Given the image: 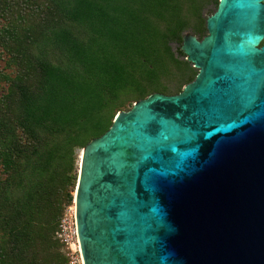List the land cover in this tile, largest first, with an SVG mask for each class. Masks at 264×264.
Wrapping results in <instances>:
<instances>
[{"label": "water", "instance_id": "1", "mask_svg": "<svg viewBox=\"0 0 264 264\" xmlns=\"http://www.w3.org/2000/svg\"><path fill=\"white\" fill-rule=\"evenodd\" d=\"M207 30L182 45L194 82L137 101L84 148V264L86 239L94 264H264V0H220Z\"/></svg>", "mask_w": 264, "mask_h": 264}, {"label": "trees", "instance_id": "2", "mask_svg": "<svg viewBox=\"0 0 264 264\" xmlns=\"http://www.w3.org/2000/svg\"><path fill=\"white\" fill-rule=\"evenodd\" d=\"M219 1L0 0V264H66L76 150L127 103L194 79L171 44L183 55L187 32L204 37Z\"/></svg>", "mask_w": 264, "mask_h": 264}, {"label": "rangeland", "instance_id": "3", "mask_svg": "<svg viewBox=\"0 0 264 264\" xmlns=\"http://www.w3.org/2000/svg\"><path fill=\"white\" fill-rule=\"evenodd\" d=\"M218 6H211L210 7V13L208 14L207 17H211L212 15H214L216 13L217 9H218ZM187 35L194 36L195 39L197 38L198 40L201 41L202 39H204L208 35V32L205 34L204 37H199L198 35H193L191 32H187L185 37ZM171 47H172V50H173L175 56H177L180 60H184L183 59V55L184 54L183 55L179 54L180 47L177 44H175V43H172ZM181 50H182V47H181ZM182 52H183V50H182ZM7 58H8L7 54L3 51L2 48H0V68L1 69L5 68L6 71L9 72L10 70L6 67ZM191 67H193V66H191ZM165 84L167 85V87L170 89L171 92H174L176 90V82H174L171 77H169L168 80L165 81ZM185 86L186 85H184L182 87L181 92H179V93H175V94H173V93H170V94L163 93V94H165V95H178V94L182 93V91H184ZM5 88H6V84L5 83H1L0 84V94H2L5 91ZM135 103H133V104L127 103L126 105L121 107L120 111H118L116 113V116L121 111H125V112L130 111L133 108ZM116 116H115V118H116ZM115 118H114V121H115ZM114 121H113V123H114ZM83 154H84V148L83 149H79L78 148L76 150V160H75V170H74V172L77 174V180H76V184H75L74 188H72V191H71L72 201L70 203H68L67 205H65L63 213L65 212L66 208H68L69 206H76L74 204L75 203V191H76V188H77V185H78V180H79V175H80V170H81V164H82V155ZM58 228H59V225H58ZM60 250H61V253L65 256V258L67 260L66 264H70V262L72 260L75 262V264H84V260H83V257L81 255L80 250H77L74 253L71 250H67L65 247H63V245H61Z\"/></svg>", "mask_w": 264, "mask_h": 264}, {"label": "built area", "instance_id": "4", "mask_svg": "<svg viewBox=\"0 0 264 264\" xmlns=\"http://www.w3.org/2000/svg\"><path fill=\"white\" fill-rule=\"evenodd\" d=\"M56 237L67 250L74 253L80 250L76 206L66 208L59 222ZM70 264H75V262L72 260Z\"/></svg>", "mask_w": 264, "mask_h": 264}, {"label": "flooded vegetation", "instance_id": "5", "mask_svg": "<svg viewBox=\"0 0 264 264\" xmlns=\"http://www.w3.org/2000/svg\"><path fill=\"white\" fill-rule=\"evenodd\" d=\"M183 59L187 62H189L191 64V66H193V68L195 69L196 71V74H195V77L194 79L189 82L188 84H191L192 82H194L196 80V78L198 77V75L200 74L201 72V67H198L194 64L193 61L189 60V55L187 53H184L183 52ZM186 84V86L188 85ZM101 220V218H100ZM92 220L90 217L86 218V220H82V224L86 226V228L88 229V231L86 230L85 231V234H89L90 230L94 227L93 224L91 223ZM100 226L103 225L102 221H101V224H99ZM95 231V229H93ZM99 231V230H98ZM101 231V230H100ZM83 246H84V250H85V254L87 256V262L88 264H94L93 261L96 260V255L93 254L94 253V246L92 245V242L91 240H88L86 239L85 242L83 243ZM80 252H81V255H82V250H81V247H80ZM99 252V251H98ZM96 253V252H95ZM92 260V261H91Z\"/></svg>", "mask_w": 264, "mask_h": 264}, {"label": "bare ground", "instance_id": "6", "mask_svg": "<svg viewBox=\"0 0 264 264\" xmlns=\"http://www.w3.org/2000/svg\"><path fill=\"white\" fill-rule=\"evenodd\" d=\"M82 158H83V155H82Z\"/></svg>", "mask_w": 264, "mask_h": 264}]
</instances>
